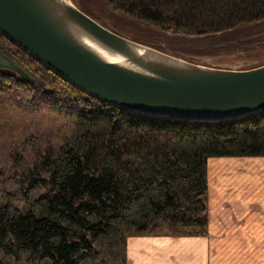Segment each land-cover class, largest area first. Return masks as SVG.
<instances>
[{
	"label": "trees",
	"instance_id": "trees-1",
	"mask_svg": "<svg viewBox=\"0 0 264 264\" xmlns=\"http://www.w3.org/2000/svg\"><path fill=\"white\" fill-rule=\"evenodd\" d=\"M110 2L189 38L264 20V0ZM250 46L261 61L246 68L264 64V41ZM0 50L32 77L0 67V264H129L131 236H207L209 159L264 157V110L151 116L89 93L1 31Z\"/></svg>",
	"mask_w": 264,
	"mask_h": 264
},
{
	"label": "water",
	"instance_id": "water-1",
	"mask_svg": "<svg viewBox=\"0 0 264 264\" xmlns=\"http://www.w3.org/2000/svg\"><path fill=\"white\" fill-rule=\"evenodd\" d=\"M0 31L89 93L151 116L216 122L264 110V64L198 63L122 35L72 0H0ZM0 67L30 79L1 55Z\"/></svg>",
	"mask_w": 264,
	"mask_h": 264
},
{
	"label": "crops",
	"instance_id": "crops-1",
	"mask_svg": "<svg viewBox=\"0 0 264 264\" xmlns=\"http://www.w3.org/2000/svg\"><path fill=\"white\" fill-rule=\"evenodd\" d=\"M253 174L264 176V157H211L209 235L131 236L129 264H264V196L244 182Z\"/></svg>",
	"mask_w": 264,
	"mask_h": 264
},
{
	"label": "rangeland",
	"instance_id": "rangeland-1",
	"mask_svg": "<svg viewBox=\"0 0 264 264\" xmlns=\"http://www.w3.org/2000/svg\"><path fill=\"white\" fill-rule=\"evenodd\" d=\"M72 1L89 15L122 35L153 47L164 48L171 53H179L187 59L193 58L198 63L215 67L246 68L261 61V59L253 57V53L248 52L254 49V46L250 45L264 41V20L242 23L214 36L189 38L182 34H171L142 19L130 17L124 12L117 11L113 8L110 0ZM199 43H202V46H199ZM206 43L207 47L203 48ZM214 47L223 48L227 52L232 50V52L241 53L216 56L201 55L204 54V50L213 49ZM191 54L198 56H192ZM257 177L256 179L255 174H253L251 178H246L244 181L246 183L245 189L250 191L252 196L254 194L264 196V176L259 175Z\"/></svg>",
	"mask_w": 264,
	"mask_h": 264
},
{
	"label": "flooded vegetation",
	"instance_id": "flooded-vegetation-1",
	"mask_svg": "<svg viewBox=\"0 0 264 264\" xmlns=\"http://www.w3.org/2000/svg\"><path fill=\"white\" fill-rule=\"evenodd\" d=\"M0 55L5 57V58H8L9 60H12L7 54H5L2 50H0Z\"/></svg>",
	"mask_w": 264,
	"mask_h": 264
},
{
	"label": "bare ground",
	"instance_id": "bare-ground-1",
	"mask_svg": "<svg viewBox=\"0 0 264 264\" xmlns=\"http://www.w3.org/2000/svg\"><path fill=\"white\" fill-rule=\"evenodd\" d=\"M109 58H110L111 60H113V61H118V60H120V59H117V58H115V57H110V56H109Z\"/></svg>",
	"mask_w": 264,
	"mask_h": 264
}]
</instances>
